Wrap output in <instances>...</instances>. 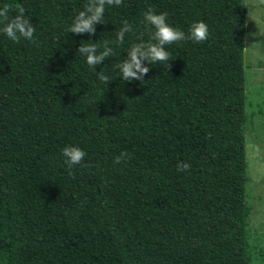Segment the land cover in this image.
<instances>
[{
  "label": "trees",
  "instance_id": "16d2710c",
  "mask_svg": "<svg viewBox=\"0 0 264 264\" xmlns=\"http://www.w3.org/2000/svg\"><path fill=\"white\" fill-rule=\"evenodd\" d=\"M241 1L122 0L77 35L86 0H0L36 29L19 43L0 31V264H248ZM149 9L186 34L203 21L209 38L122 81ZM125 20L133 31L93 71L81 43L115 40ZM69 145L87 153L71 168Z\"/></svg>",
  "mask_w": 264,
  "mask_h": 264
},
{
  "label": "clouds",
  "instance_id": "9594fccd",
  "mask_svg": "<svg viewBox=\"0 0 264 264\" xmlns=\"http://www.w3.org/2000/svg\"><path fill=\"white\" fill-rule=\"evenodd\" d=\"M122 0H86L83 10L79 11L71 21L68 32L73 34L95 35V25L104 23V15L106 6L119 7ZM16 14L10 15L12 10L9 4H4L0 7V28L9 40L19 43L21 38L33 41L35 27L26 18L25 9L22 5L15 6ZM168 14L166 12L157 14L151 9L147 10L143 15V23L150 29V37L148 41L141 40L133 43L128 49L129 59L122 60L116 65L119 70V77L122 81H144V77L149 72V68L144 66L145 62L155 65L163 63L167 69L171 67L168 63L170 53L166 50L167 45L173 43L191 40L196 43H204L209 38V26L203 21L194 22L188 33L173 27L167 22ZM133 31V26L125 20L122 27L116 33L115 40L103 41L102 45L92 43H81L78 53L86 57L87 65L95 71L96 67L100 65L106 58L114 55L112 45H123L125 37L128 33ZM97 80L101 83L108 84L110 78L108 75L99 72ZM64 156V163L71 168L74 165H79L84 160L87 153L78 146H65L62 150ZM130 159L128 153L122 152L115 157L114 163H120L121 160ZM189 165H178V170L187 169Z\"/></svg>",
  "mask_w": 264,
  "mask_h": 264
},
{
  "label": "rangeland",
  "instance_id": "374dc122",
  "mask_svg": "<svg viewBox=\"0 0 264 264\" xmlns=\"http://www.w3.org/2000/svg\"><path fill=\"white\" fill-rule=\"evenodd\" d=\"M245 227L248 264H264V0H242Z\"/></svg>",
  "mask_w": 264,
  "mask_h": 264
}]
</instances>
